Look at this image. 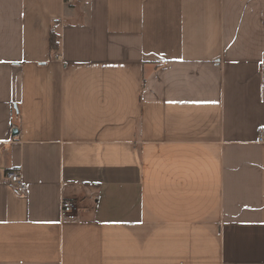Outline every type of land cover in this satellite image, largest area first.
Listing matches in <instances>:
<instances>
[{
    "label": "crops",
    "instance_id": "obj_1",
    "mask_svg": "<svg viewBox=\"0 0 264 264\" xmlns=\"http://www.w3.org/2000/svg\"><path fill=\"white\" fill-rule=\"evenodd\" d=\"M259 129L264 0H0V264H264Z\"/></svg>",
    "mask_w": 264,
    "mask_h": 264
},
{
    "label": "built area",
    "instance_id": "obj_2",
    "mask_svg": "<svg viewBox=\"0 0 264 264\" xmlns=\"http://www.w3.org/2000/svg\"><path fill=\"white\" fill-rule=\"evenodd\" d=\"M73 1V0H67ZM257 140L264 141V130L259 129ZM3 180L5 183L17 193H24L28 187L27 182L23 179L19 169L10 168L4 173ZM77 206L75 202L69 199H63L60 209V220L73 222L78 219Z\"/></svg>",
    "mask_w": 264,
    "mask_h": 264
},
{
    "label": "trees",
    "instance_id": "obj_3",
    "mask_svg": "<svg viewBox=\"0 0 264 264\" xmlns=\"http://www.w3.org/2000/svg\"><path fill=\"white\" fill-rule=\"evenodd\" d=\"M50 48L51 50L59 49V37L52 29L50 33Z\"/></svg>",
    "mask_w": 264,
    "mask_h": 264
},
{
    "label": "water",
    "instance_id": "obj_4",
    "mask_svg": "<svg viewBox=\"0 0 264 264\" xmlns=\"http://www.w3.org/2000/svg\"><path fill=\"white\" fill-rule=\"evenodd\" d=\"M17 131L16 130H13V133H16Z\"/></svg>",
    "mask_w": 264,
    "mask_h": 264
}]
</instances>
